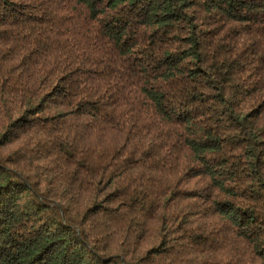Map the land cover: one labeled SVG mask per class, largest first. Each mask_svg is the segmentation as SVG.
<instances>
[{
  "label": "trees",
  "instance_id": "1",
  "mask_svg": "<svg viewBox=\"0 0 264 264\" xmlns=\"http://www.w3.org/2000/svg\"><path fill=\"white\" fill-rule=\"evenodd\" d=\"M0 264H264V0H0Z\"/></svg>",
  "mask_w": 264,
  "mask_h": 264
}]
</instances>
